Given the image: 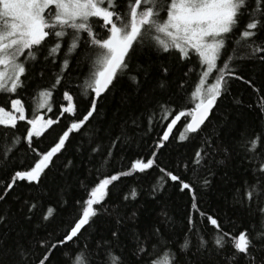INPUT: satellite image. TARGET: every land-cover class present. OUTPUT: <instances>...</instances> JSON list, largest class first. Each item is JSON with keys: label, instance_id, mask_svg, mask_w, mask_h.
<instances>
[{"label": "snow or ice", "instance_id": "snow-or-ice-1", "mask_svg": "<svg viewBox=\"0 0 264 264\" xmlns=\"http://www.w3.org/2000/svg\"><path fill=\"white\" fill-rule=\"evenodd\" d=\"M0 98V264H264V0H0Z\"/></svg>", "mask_w": 264, "mask_h": 264}, {"label": "trees", "instance_id": "trees-1", "mask_svg": "<svg viewBox=\"0 0 264 264\" xmlns=\"http://www.w3.org/2000/svg\"><path fill=\"white\" fill-rule=\"evenodd\" d=\"M141 59H147V57L142 56ZM74 79H75V77H74ZM238 87L239 86L237 85L236 88H238ZM33 95H35V93H33ZM242 99H243L245 105L250 104V103H255V97L250 92L246 93V94H242ZM4 102H5L4 99L0 98V105H3ZM62 102L63 101L61 99V93L60 92L55 93L54 97H53V109H54V111L56 108L59 107V104ZM77 102H78V105L80 108L84 107L85 102L79 96L77 97ZM117 102H118V98L115 100H110L109 102H107V109H108L109 118H111V111L114 110ZM29 103L32 105H35L37 103V100H32L31 98H28L26 100V105ZM101 103L104 104L105 102H101ZM220 103L222 105H228L229 107H231L228 99L222 100ZM101 110L103 111L104 109L102 108ZM41 111L44 112V110H41ZM233 112L234 113L238 112V114H236V119L240 122L239 123V133L243 134L245 128H248L250 131L251 127H252V116L248 112L243 111V110L238 111V110L233 109ZM45 114L50 115L47 113H45ZM26 115H31V109L30 108H28L26 110ZM20 123H22V122H20ZM178 126L182 127V125H180L179 122H178ZM164 127H166V123L162 124V123L157 122L156 126H155V130H153L152 132H149L147 134L145 132H141L139 134L141 136H144L145 139H147L148 142L151 143V139H148V138L151 137L152 139H154L157 135H162V129ZM61 128H62L61 125H53L52 130L47 133V138L43 141L41 147L49 146L50 142L57 136V134L59 132H61ZM175 131H176V128L174 127L173 132H175ZM72 135L73 134H70V138L72 137ZM170 138H171V136H170ZM75 143H76V141H74L73 144H69V146H68L69 150L65 155H68V156L72 155V153L74 151ZM3 147H5V144L3 143L2 140H0V148H3ZM192 149H193V145L189 144L185 148H182L181 151L182 152H191ZM168 152H171L172 156L167 155ZM18 155L23 156V153L21 152ZM174 157H175V146L173 145V146H170L169 148L165 149V155L162 156L161 162L163 164H168L169 160L174 158ZM135 158L136 157L134 155H129L125 158L124 161H117V164L120 167H126V166H128L130 160L135 159ZM25 162H27V161H25ZM59 163H60V161L58 160L57 164H59ZM155 175H156V173H153V177H155ZM0 178H2V177H0ZM49 182L50 183L51 182H59V177L56 175L55 169L53 170L52 173L49 174ZM124 182L127 184H131L132 180L129 178H124ZM169 191H171V189H169ZM215 204H216V201L213 198L212 199L213 210H214ZM183 205H184V199L182 197H174V203L172 205V208L174 211H176L177 213L181 212L183 210ZM207 206L208 205H205V207H207Z\"/></svg>", "mask_w": 264, "mask_h": 264}]
</instances>
